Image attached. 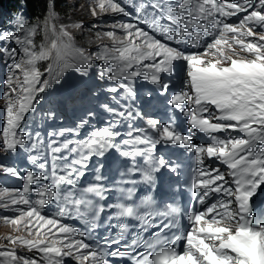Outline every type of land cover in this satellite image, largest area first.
<instances>
[{
  "label": "snow or ice",
  "instance_id": "obj_1",
  "mask_svg": "<svg viewBox=\"0 0 264 264\" xmlns=\"http://www.w3.org/2000/svg\"><path fill=\"white\" fill-rule=\"evenodd\" d=\"M18 2L10 22L14 27L0 25L7 89L0 156L11 160L0 162V175L23 185L0 187V209L17 213L3 220L19 233L0 245V264H66L68 259L75 264H264V0H127V5L90 0L93 18H129L93 24L99 50L91 53L77 46L72 31L84 30L83 21L59 23L56 0ZM32 4L40 7L34 22L27 15ZM128 5L135 9L134 18ZM232 17L238 22H230ZM42 62H47L43 71ZM94 67L97 79L114 82L105 89L111 103L98 106L110 116L106 126L92 128L80 139L61 140L91 127L98 112L84 107L74 128L48 131L47 139L41 131L33 135L25 130L29 114L45 95L65 87V73L74 72L86 82ZM138 78L153 86L149 98L157 93L187 118V134L176 126L174 115L162 123L145 110L150 101L138 96ZM177 87L173 94L170 88ZM90 91L95 99L97 91ZM78 102L83 103L72 94L53 101L41 120L56 119L57 104ZM137 121L143 126L137 127ZM124 126L126 133L119 130ZM195 132L211 143L194 144ZM234 132L243 135L232 136ZM181 149L195 155V173L185 184L202 210L164 203L163 185L157 189L158 176L170 186L180 185ZM110 150L124 158L120 179L108 180L102 173L101 160ZM24 154L32 167L20 168ZM93 158L94 182L79 187ZM206 159L225 165L227 172L206 166ZM132 174H139L161 198L157 203L151 194L143 197L140 205L147 211L132 200L134 188L119 187L135 185V180L123 179ZM112 191L127 202L106 203ZM52 203L56 213L43 214ZM65 217L80 219L84 227L64 223ZM101 227L108 234L89 242ZM153 229L145 239L142 233Z\"/></svg>",
  "mask_w": 264,
  "mask_h": 264
},
{
  "label": "rangeland",
  "instance_id": "obj_2",
  "mask_svg": "<svg viewBox=\"0 0 264 264\" xmlns=\"http://www.w3.org/2000/svg\"><path fill=\"white\" fill-rule=\"evenodd\" d=\"M81 0H74L75 5L77 6V8H81L80 11H78L77 13H75V15H80L83 18H86L85 20V24L84 25V30H72L73 33H79L80 38L84 41H86V43H88L89 37L91 36H95V32L97 31V29H93L92 25L93 24H100V25H107L112 23L110 20H108L111 15H104L100 18H93L91 16L90 13V8H89V3L87 2V0H84V4L81 3H77L80 2ZM83 6V7H82ZM66 23H73V19L72 17L66 18ZM88 29H92L91 31H88ZM91 48L92 45H89ZM5 103H2V105H4ZM15 231L12 225H4L1 221H0V245H5L8 243L7 239H5L7 236L9 235H15ZM6 242V243H4Z\"/></svg>",
  "mask_w": 264,
  "mask_h": 264
},
{
  "label": "trees",
  "instance_id": "obj_3",
  "mask_svg": "<svg viewBox=\"0 0 264 264\" xmlns=\"http://www.w3.org/2000/svg\"><path fill=\"white\" fill-rule=\"evenodd\" d=\"M56 7L65 13H68L71 10V4L66 0H56ZM28 9L30 11V17L32 18H35L40 14V7L37 5H29Z\"/></svg>",
  "mask_w": 264,
  "mask_h": 264
}]
</instances>
